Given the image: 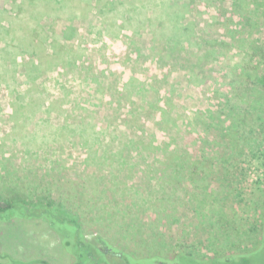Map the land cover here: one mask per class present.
Returning <instances> with one entry per match:
<instances>
[{
	"label": "rangeland",
	"instance_id": "obj_1",
	"mask_svg": "<svg viewBox=\"0 0 264 264\" xmlns=\"http://www.w3.org/2000/svg\"><path fill=\"white\" fill-rule=\"evenodd\" d=\"M255 8L0 0V199L50 197L139 258L264 264V110L248 104L264 86L241 75L264 73ZM4 254L73 264L40 219L0 221Z\"/></svg>",
	"mask_w": 264,
	"mask_h": 264
},
{
	"label": "trees",
	"instance_id": "obj_2",
	"mask_svg": "<svg viewBox=\"0 0 264 264\" xmlns=\"http://www.w3.org/2000/svg\"><path fill=\"white\" fill-rule=\"evenodd\" d=\"M250 1H254L256 5V13L264 15V0H234V3L241 10H248ZM172 14V15H171ZM170 20H174L173 34L171 39H177L179 29L177 27L178 21H175V13H171ZM177 22V23H176ZM248 44V43H247ZM248 46L247 54L254 51L257 53L258 45L252 42ZM258 68V67H257ZM256 69L241 66V75L247 76V78L254 80L257 84L264 86V73L257 71ZM261 93V91H258ZM241 100L250 96L246 93H241ZM253 98L250 103L253 107L258 106L263 111L264 102ZM244 104V101H241ZM242 127L241 123L237 125ZM23 199L22 196L17 195L16 200L3 201L0 199V221H11L13 219L31 220L40 219L44 220L48 226L55 231L61 238L62 245L65 250L73 257V264H228L235 258L239 259V264H249L250 257L255 255L256 250L244 251L239 254L227 255L225 258L217 259H196L191 254L179 253L173 259L165 258L162 256L153 257H135L123 250L110 244L102 237L87 238L82 230V224L78 217L73 213L67 211L64 206L55 202L50 197L39 200L37 203H30ZM263 210V209H262ZM261 220L263 216L261 214ZM263 223V222H261ZM263 245V244H262ZM1 258H7L9 264H46V262L34 259L28 262H24L19 259H13L9 255H0ZM0 264H3L0 262Z\"/></svg>",
	"mask_w": 264,
	"mask_h": 264
}]
</instances>
